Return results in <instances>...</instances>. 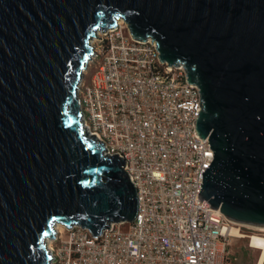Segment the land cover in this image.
<instances>
[{"label": "water", "instance_id": "95a60500", "mask_svg": "<svg viewBox=\"0 0 264 264\" xmlns=\"http://www.w3.org/2000/svg\"><path fill=\"white\" fill-rule=\"evenodd\" d=\"M121 19L196 88L211 152L196 196L264 229V0H0V264H48L55 223H129L123 160L81 127L76 85L95 30Z\"/></svg>", "mask_w": 264, "mask_h": 264}, {"label": "built area", "instance_id": "2783aa9c", "mask_svg": "<svg viewBox=\"0 0 264 264\" xmlns=\"http://www.w3.org/2000/svg\"><path fill=\"white\" fill-rule=\"evenodd\" d=\"M114 24L91 36L81 70L88 74L78 79L76 99L87 136L103 155L123 160L136 213L96 236L57 223L46 238L48 264H223L228 230L242 225L196 196L211 158L193 131L196 88L184 82L180 65L158 61L151 38L134 40L121 19Z\"/></svg>", "mask_w": 264, "mask_h": 264}, {"label": "rangeland", "instance_id": "374dc122", "mask_svg": "<svg viewBox=\"0 0 264 264\" xmlns=\"http://www.w3.org/2000/svg\"><path fill=\"white\" fill-rule=\"evenodd\" d=\"M86 74H88L87 67L85 69V74L82 73V75L85 76ZM121 228L124 229L125 225H122ZM254 234H260L264 236V230L259 227L242 225L239 226L238 232L235 233L234 236L232 235L231 237L227 238L226 246H225L226 253L234 256V261H230V263L228 264H257L260 251L249 247V240L246 237V236H252ZM241 249L245 250L246 257H244V260L239 261L238 254H239V250ZM261 264H264V256Z\"/></svg>", "mask_w": 264, "mask_h": 264}, {"label": "bare ground", "instance_id": "6f19581e", "mask_svg": "<svg viewBox=\"0 0 264 264\" xmlns=\"http://www.w3.org/2000/svg\"><path fill=\"white\" fill-rule=\"evenodd\" d=\"M120 20H118V22H119ZM117 23V22H116ZM89 45H90V42H89ZM83 73V72H82ZM81 73V74H82ZM56 226H57V223H55L54 225H53V229H55L56 228ZM261 229H263V228H261ZM264 230V229H263ZM228 234H230V235H235V232L233 231V230H228ZM237 236V235H236ZM239 237V236H238ZM44 242H45V248L47 249V250H49V240L48 239H45L44 240ZM249 247H251V248H254V249H256V250H259L260 251V255H259V258H258V261H257V264H261V262H262V259H263V256H264V236H254V235H252V236H250V238H249Z\"/></svg>", "mask_w": 264, "mask_h": 264}, {"label": "crops", "instance_id": "0c3cea01", "mask_svg": "<svg viewBox=\"0 0 264 264\" xmlns=\"http://www.w3.org/2000/svg\"><path fill=\"white\" fill-rule=\"evenodd\" d=\"M244 257H246L245 250L244 249L239 250V254H238L239 261L244 260ZM233 259H234V256H232L231 254L227 253L226 256H225L223 264H228V263H230V261H234Z\"/></svg>", "mask_w": 264, "mask_h": 264}]
</instances>
